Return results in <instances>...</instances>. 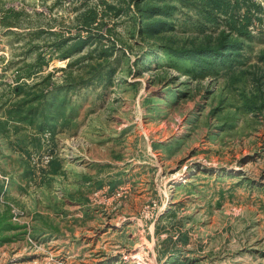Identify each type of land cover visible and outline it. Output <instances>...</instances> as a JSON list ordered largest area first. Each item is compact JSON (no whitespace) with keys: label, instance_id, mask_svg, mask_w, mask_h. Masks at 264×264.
<instances>
[{"label":"rangeland","instance_id":"1","mask_svg":"<svg viewBox=\"0 0 264 264\" xmlns=\"http://www.w3.org/2000/svg\"><path fill=\"white\" fill-rule=\"evenodd\" d=\"M148 7L159 33L142 32ZM9 8L0 264H264V23L236 59L198 65L169 53L227 33L201 2Z\"/></svg>","mask_w":264,"mask_h":264},{"label":"trees","instance_id":"2","mask_svg":"<svg viewBox=\"0 0 264 264\" xmlns=\"http://www.w3.org/2000/svg\"><path fill=\"white\" fill-rule=\"evenodd\" d=\"M187 0H181L185 2ZM196 2H201L208 12L221 13L224 16V25L227 28V33L222 32L219 37V42L217 47L214 49H188V50H171L169 54L180 59H187L189 61H194L198 65L209 64L208 61L211 60L215 62H224L230 58L236 59L239 56V52L242 50L241 39H251L252 31L250 28H254L255 22L258 25L264 23V8L257 3L255 0H194ZM3 12V11H2ZM6 13L16 15L17 12L13 8L5 10L4 13L0 12V26L9 28L16 23H13L12 17ZM145 18L146 23L143 28L144 32H149L151 34L159 33L164 29V22L161 21H149L156 16H163L161 8L148 7L140 11ZM235 38L231 40V36ZM83 40L75 43L72 52H78L85 46ZM17 90L15 93H19Z\"/></svg>","mask_w":264,"mask_h":264},{"label":"built area","instance_id":"3","mask_svg":"<svg viewBox=\"0 0 264 264\" xmlns=\"http://www.w3.org/2000/svg\"><path fill=\"white\" fill-rule=\"evenodd\" d=\"M126 190L120 188L119 191L115 193V197L120 198L121 196L125 195Z\"/></svg>","mask_w":264,"mask_h":264}]
</instances>
